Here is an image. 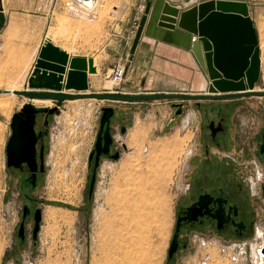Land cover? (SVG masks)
I'll use <instances>...</instances> for the list:
<instances>
[{
  "label": "rangeland",
  "instance_id": "obj_1",
  "mask_svg": "<svg viewBox=\"0 0 264 264\" xmlns=\"http://www.w3.org/2000/svg\"><path fill=\"white\" fill-rule=\"evenodd\" d=\"M126 3L123 0H101L95 9L98 18L94 22L71 16L68 9L64 14L56 9L49 16L52 23L44 31L48 37L71 52H87L94 56L99 75L92 77L91 92H112L124 86L123 82L115 89L108 78L111 71L105 78L101 62L106 57L107 41L116 39L112 25L119 34L117 37L122 38V24L127 22L128 16H132V23L136 16L128 15ZM114 7L118 9L115 18L121 23L112 22L114 18L110 13ZM255 10L252 21L262 61L256 90L264 91V0ZM14 32L12 27L7 33L6 47L0 50V90L11 87L24 90L22 83L29 73L32 56L16 50ZM92 39L94 41L88 45ZM0 98L15 102L8 112L0 111V264H196L206 254L212 256L210 264H230L228 257L222 259L221 251L238 238L228 239L225 243L202 236L197 238L196 233L184 237L175 258L171 261L168 258L178 206L185 201L184 193L196 160L193 157L203 153L201 141L207 139V135L201 137L200 129L214 118L208 113L211 112L210 104L205 101L185 102L183 116L151 137L145 133V122L135 119L134 111L128 110L120 120L127 128L126 135H117L127 150H122L119 161L103 162L92 201L87 200L91 174L89 155L102 108L130 105L96 99L63 105L50 119L45 141L46 174L42 187L35 193L45 199L41 228L35 242L34 224L29 221L27 240L22 244L18 232L21 208L26 200L20 195L16 171L8 167L7 144L12 134L13 115L32 101L8 94H0ZM228 100L231 104H240L229 113L242 130L246 129L248 141L254 135L248 126L259 128L264 125V97ZM53 106L51 102L48 108ZM244 135L240 133L243 140ZM253 199L262 220L258 225L264 229V196ZM50 207L59 209L54 220L47 218Z\"/></svg>",
  "mask_w": 264,
  "mask_h": 264
},
{
  "label": "water",
  "instance_id": "obj_2",
  "mask_svg": "<svg viewBox=\"0 0 264 264\" xmlns=\"http://www.w3.org/2000/svg\"><path fill=\"white\" fill-rule=\"evenodd\" d=\"M76 3L92 8L98 0H74ZM181 0H166L159 9L158 26L168 30L180 29L198 37L195 46L202 48L205 56V68L209 79L208 91L205 94L188 93H149L126 94L116 92H89L88 74H96L97 69L92 58L70 57L51 41L46 42L38 53L37 60L27 80L24 90L10 92L0 90V94H11L27 97L30 101H51L53 108L36 107L32 103L23 105L21 111L12 117V134L7 144L8 167L20 168L26 163L35 177L38 169L36 154L40 134L36 133L35 124L38 114H54L66 101L96 99L113 103H139L149 101H179L174 103L173 119L183 116L185 102L220 101L243 97H264V91L256 90L262 69L261 52L254 22L250 16L249 6L244 2L208 1L187 10H180ZM152 1L145 6L144 15L139 24L136 36L131 45L135 52L141 39L144 27L152 12ZM6 24V17L0 8V31ZM73 92H66V91ZM115 108H102L100 132L92 156L96 153L95 172L90 184L89 194H93L96 171L101 155L110 153L112 144L111 119ZM118 159L119 154L112 156ZM42 169L44 156L41 153ZM194 207L186 213L192 215ZM26 214V212H25ZM42 220L41 210L36 212V225L33 231L37 239ZM180 223V219L178 220ZM179 230V226L177 231ZM19 237H24V225L19 228ZM178 248L177 234L170 248L172 258Z\"/></svg>",
  "mask_w": 264,
  "mask_h": 264
},
{
  "label": "flooded vegetation",
  "instance_id": "obj_3",
  "mask_svg": "<svg viewBox=\"0 0 264 264\" xmlns=\"http://www.w3.org/2000/svg\"><path fill=\"white\" fill-rule=\"evenodd\" d=\"M209 106L211 112L208 113L214 118L208 120L200 129L201 137L207 135V139L206 142L201 141L203 153L195 154L193 157L196 160L194 165H192L190 182L184 193L185 203L183 202L178 206L174 229V236L177 234L178 248L172 258L168 257L170 261L178 253L182 239L193 233H196L194 236L197 238L202 236L212 241L218 240L228 243L226 241L228 239L247 240L255 237L257 231H264L258 225L262 220L259 218L253 199L254 197L258 200L260 196H264V125L259 128L248 126L254 132V135L247 141L246 129L242 130L236 124V120L232 118V114L229 113L230 111H235L240 104L216 103ZM59 110L60 108L54 114L47 115L42 113L36 117L35 130L36 133L40 134V137L37 143L36 159L38 169L35 172V177H32L33 173L26 163H23L20 168L9 167L11 170L16 171L20 195L26 200L22 204L19 221V228L22 224L24 225V237H19L22 244L27 240L28 222L33 221L35 228L37 210H41L43 218L45 199L35 193L42 187L46 174L45 141L48 138L47 130L50 126V119ZM204 110L207 111V109ZM235 115L236 113L234 112ZM205 116L208 115L205 114ZM39 117H42V120ZM115 118L114 115L110 125L113 139L110 145V153L101 155L99 158L94 190L103 162L107 160L119 161L122 150H127L126 144L117 137V135L125 136L127 128L122 123L117 125L118 122ZM100 128L101 124L99 121L94 146L89 155V168L91 169L87 196L89 201H92L94 196V190L92 195L89 194V191L96 164V153L92 158L91 154L94 151ZM240 133L245 134L244 140L240 138ZM253 149L255 154H253ZM42 152L44 156L43 169L41 166ZM116 154H119V158L113 159L112 156ZM249 175H253L255 179ZM86 179H88V176ZM28 190L31 191L30 194ZM191 207H194L195 211L192 215H188L186 211ZM179 219L180 223H178ZM178 226L179 230L177 231ZM34 241L36 242L37 239H34Z\"/></svg>",
  "mask_w": 264,
  "mask_h": 264
},
{
  "label": "crops",
  "instance_id": "obj_4",
  "mask_svg": "<svg viewBox=\"0 0 264 264\" xmlns=\"http://www.w3.org/2000/svg\"><path fill=\"white\" fill-rule=\"evenodd\" d=\"M74 0H0V8L6 17V24L0 31V50L6 47V37L10 30L14 32V47L20 53L30 54L32 60L29 64V73L26 81L22 83L25 89L27 80L33 70L40 48L48 41L66 51L70 57L92 58L94 56L87 52H71L54 42L44 33L46 28L52 23L49 16L57 9L64 14L68 5ZM127 2L128 15H134L138 7L146 6L148 1H152V12L148 17L141 39L134 53L131 51V41L126 36V31L131 25L132 16L126 23L122 24L124 36L116 37L115 40L107 41L105 46L106 57L101 62L102 72L106 78L109 71L119 63H125L128 71L124 81V86L119 91L126 94L136 93H189L205 94L208 91L209 79L205 68V56L201 47L192 43V35L176 29L174 31L158 26L159 9L162 8L166 0H123ZM216 0H181L176 5L180 10H187L198 4ZM244 2L249 6L250 16L254 20L255 9L263 0H223ZM101 0L95 2L94 10L100 5ZM118 10V9H117ZM116 10V12H117ZM133 11H136L133 13ZM71 16H75L69 12ZM96 17L95 20H97ZM94 20V21H95ZM93 21V22H94ZM111 22V21H110ZM129 23V24H128ZM8 31V32H7ZM86 43L88 45L92 44ZM80 43V41H78ZM198 43V42H197ZM82 45V43H81ZM98 69V65L94 64ZM17 70L19 68H16ZM99 74H88L89 92L92 89V77ZM66 91V90H64ZM73 92V91H66ZM71 101H66L63 105ZM207 104L230 103L224 101H205ZM175 102L172 101H151L128 104L130 106L115 107V119L120 123L123 115L129 110H133L135 119L145 122V133L149 137L162 132L168 123L173 119ZM185 106V104H184ZM145 108V109H143ZM174 109V110H173ZM147 113H145L146 111ZM129 113V112H128ZM126 115V114H125ZM117 123V124H118Z\"/></svg>",
  "mask_w": 264,
  "mask_h": 264
},
{
  "label": "built area",
  "instance_id": "obj_5",
  "mask_svg": "<svg viewBox=\"0 0 264 264\" xmlns=\"http://www.w3.org/2000/svg\"><path fill=\"white\" fill-rule=\"evenodd\" d=\"M94 7L95 4L92 8H88L73 1V3L68 5V11L73 13L76 17H81L84 20L93 22L96 19ZM116 10L117 8L114 7L113 12L110 13V16L114 18L112 22L121 23L122 21H119L115 18ZM144 11L145 6L138 7L137 12L135 14L136 16L132 20L131 27L126 32L127 37L130 40H134L136 36ZM114 26L112 25V33L113 36L116 35L115 37H117L119 34L115 32ZM123 34L124 32L122 33V35ZM191 41L192 43H197L199 40L197 36H192ZM127 71L128 68L125 63H119L115 66V68H113L108 78L111 84L115 87V89H118L119 86H121V84L125 81ZM99 110H101V108H99ZM221 255L223 257L222 259L228 257L230 264H264V231H257L255 237L251 239L237 240L228 243V245L222 248ZM211 260L212 256L210 254H206L205 256L199 258L196 264H210Z\"/></svg>",
  "mask_w": 264,
  "mask_h": 264
},
{
  "label": "bare ground",
  "instance_id": "obj_6",
  "mask_svg": "<svg viewBox=\"0 0 264 264\" xmlns=\"http://www.w3.org/2000/svg\"><path fill=\"white\" fill-rule=\"evenodd\" d=\"M96 5V4H95ZM9 90L10 92H15L17 91L14 87H11L10 89H7ZM9 96H14L13 93L11 94H8ZM77 101V100H75ZM15 102H13L12 100L10 99H5V98H0V111L2 112H8L9 109L12 108V106L14 105ZM50 103L51 101H40V100H34L32 101V104L36 107H49L50 106ZM134 135H133V139H134ZM135 140V139H134ZM130 177V176H129ZM118 179V178H117ZM131 180V179H130ZM116 184V183H115ZM123 187V186H122ZM117 189V188H116ZM122 191V190H121ZM122 193V192H121ZM119 195V194H118ZM57 210L59 209H55V208H52L50 207L48 209V212H47V218H51V219H55L56 215H57ZM102 216V215H101ZM102 218V217H101ZM100 220V218H99Z\"/></svg>",
  "mask_w": 264,
  "mask_h": 264
}]
</instances>
